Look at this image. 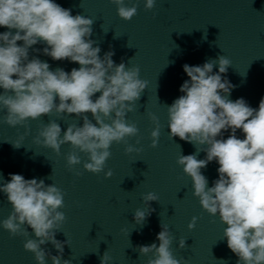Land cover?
<instances>
[{
	"label": "water",
	"instance_id": "obj_1",
	"mask_svg": "<svg viewBox=\"0 0 264 264\" xmlns=\"http://www.w3.org/2000/svg\"><path fill=\"white\" fill-rule=\"evenodd\" d=\"M72 15L80 14L94 20L90 39L99 46L100 57L113 51V61L126 67L138 66L140 78L147 87L136 102L135 110L126 119L139 129L136 137L127 143L141 148L139 153L125 154L124 143H113L111 157L104 172L112 170L111 178L104 172L93 174L83 169L87 156L80 153L81 164L70 170L66 156L72 151L69 144L62 145L60 155L34 142L39 129L50 120H56L63 132L68 124L83 125V119L75 114L63 116L53 111L50 116L27 121V127H9L3 123L5 112L0 111V174L3 182L10 181L9 174H20L25 179H43L46 185L55 184L65 193L66 215L56 239L64 245L63 260L71 264H101L107 251L112 257L107 264H146L149 256H140L138 246L156 243L160 225H167L174 237V256L184 258L186 264H237L238 257L228 248L223 238L224 225L219 217H212L202 209L193 195L192 181L184 174L176 161L180 154L196 152L192 143L170 138L167 107L183 95L179 91L185 80L190 79L183 65H203L209 59L225 55L231 60L226 74H222L235 87L229 99L243 98L249 106L259 108L264 98V0H156L152 10L145 9V0H125L137 4V14L129 21L117 15L116 6L110 0H54ZM9 31L0 27V33ZM15 33V30H12ZM22 41L18 44L22 45ZM46 45L38 43L29 49L33 56L50 65V70L62 68L71 72L79 64L67 59L56 61L43 54ZM219 71L218 64L213 73ZM16 77L14 76L13 79ZM4 90L0 88V93ZM101 93H96L95 100ZM57 103L59 100L57 98ZM160 124V138L152 148L150 133L155 127L150 115ZM93 123L91 113H85ZM231 129L222 131L227 139ZM243 139L242 130L236 132ZM137 140L139 143L137 144ZM21 146L15 148L13 143ZM199 147V146H198ZM206 147V145L204 146ZM201 151L197 158L205 159ZM219 164L214 160L201 169L208 179V186L219 178ZM80 172L77 176L75 173ZM153 192L159 202L149 205L153 211L143 226L136 224L134 211L145 209L142 197ZM12 205L0 192V221L12 212ZM196 226L189 230L192 217ZM30 238H35L28 228ZM32 235V237H31ZM186 240V247H178L179 239ZM25 237H10L0 227V264H37L34 255L24 249ZM52 255H59L49 242L42 245ZM46 264H52L46 259Z\"/></svg>",
	"mask_w": 264,
	"mask_h": 264
},
{
	"label": "clouds",
	"instance_id": "obj_2",
	"mask_svg": "<svg viewBox=\"0 0 264 264\" xmlns=\"http://www.w3.org/2000/svg\"><path fill=\"white\" fill-rule=\"evenodd\" d=\"M110 3L125 21L137 14L136 3L131 6L125 0H110ZM155 3L156 0H145V9L152 10ZM93 23L91 18L72 15L70 9L54 0H0V27L9 30L0 33V88L4 90L0 93V111L5 112L3 123L12 128L27 127V121L50 116L53 111L60 116L67 113L82 118V126L68 124L63 135L60 124L50 120L40 127L34 142L57 155L62 145L69 144L72 151L66 156L68 168L72 170L81 164L80 153H83L87 156L83 169L99 174L104 172L112 155L113 143H124L125 154L142 151L127 143V138L136 137L139 129L126 116L135 110L147 81L140 78L138 66L126 67L124 62L117 65L112 59L113 51L100 57L101 48L94 47L96 41L89 38ZM38 43L46 45L42 49L44 55L56 61L67 59L79 64V68H73L70 73L62 68L50 70L47 62L35 56L29 59V49L41 51L33 48ZM217 64L219 71L213 73ZM230 66L231 60L225 55L209 59L203 65H183L190 79L179 89L183 95L166 106L169 136L196 147L194 154H180L176 163L190 177L193 195L202 209L227 225L223 238L238 257L237 264H264V98L258 110L243 98L229 99L235 86L222 74ZM96 93L101 94L93 100ZM89 112L95 123L85 115ZM149 115L155 125L150 133V146L156 148L160 124L155 115ZM229 129L231 134L227 139L217 138ZM238 129L242 130L243 139L237 138ZM13 146L19 148L21 144L16 142ZM201 151L206 153L205 159L197 158ZM214 160L219 164V178L209 187L201 169ZM9 175L10 181L3 182L0 174V192L6 195L13 210L0 221V227L10 237H25L23 247L34 255L37 264H46V259L52 264H71V260L62 259L67 240L56 239L66 220L65 213L59 210L65 206L63 190L53 183L46 185L43 179ZM104 175L111 178L113 172L109 169ZM142 200L147 208L134 211V220L141 226L155 211L149 202H159V197L148 192ZM197 219L192 217L189 230L195 228ZM160 227L159 245L138 246L140 256L151 254L146 264H186L184 258L178 259L173 254L174 237L169 227L163 224ZM28 228L35 238H30ZM49 242L59 255H52L42 247ZM178 247H186L183 237ZM111 259L106 251L101 264Z\"/></svg>",
	"mask_w": 264,
	"mask_h": 264
}]
</instances>
